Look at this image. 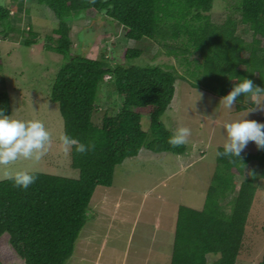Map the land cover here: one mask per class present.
<instances>
[{
    "label": "trees",
    "instance_id": "1",
    "mask_svg": "<svg viewBox=\"0 0 264 264\" xmlns=\"http://www.w3.org/2000/svg\"><path fill=\"white\" fill-rule=\"evenodd\" d=\"M36 1L58 19L59 28L48 37L49 47L66 58L53 81L50 100L59 106L64 134L95 147L85 154L78 153L76 146L70 149L71 166L80 174L76 180L33 173L38 179L27 190L14 187L12 179L0 182V260L4 264H67L90 219L96 190L113 185L119 166L136 159L144 149L176 156L192 150L187 143L173 148L168 140L174 130L163 121L175 100L177 82L187 80L186 76L174 67L133 65L145 54L139 47L126 49L120 57L123 61L114 65L106 57L99 61L73 54L70 22L86 17L118 24L127 39L157 45L187 72L193 65L188 56L198 53L202 62L190 73L192 87L219 98L243 78L264 88V0H239L233 7L246 31L253 33L251 42L239 35L235 19L222 25L212 21L216 0ZM17 8L22 11L25 0H12L9 5L0 0L3 38L12 31V12ZM24 11L29 16L31 8ZM35 44L27 41V46ZM106 83L122 98V107L106 112L101 125H96L98 95ZM262 96L251 97L247 105L243 104L247 97H238L237 111L255 108ZM0 109L12 113L7 92L0 93ZM145 116L147 129L142 124ZM217 163L203 210L186 206L178 210L171 264H208V256H219L214 264H237L243 254L257 183L264 180V149L242 152L239 159L217 155ZM239 176L244 177L242 182Z\"/></svg>",
    "mask_w": 264,
    "mask_h": 264
},
{
    "label": "rangeland",
    "instance_id": "2",
    "mask_svg": "<svg viewBox=\"0 0 264 264\" xmlns=\"http://www.w3.org/2000/svg\"><path fill=\"white\" fill-rule=\"evenodd\" d=\"M3 1L7 5L12 4V0ZM238 1L216 0L211 19L218 25L229 18L235 19L239 24V35L251 42L253 33L246 31L248 27L240 23V13L233 9ZM36 3V0H25L22 11L17 8L12 12V31L7 37L0 35V93L9 95L11 118L41 121L52 142L40 160L21 157L9 165H0V182L12 179L18 171L74 180L80 176L71 166L70 150L65 151L61 144V137L65 134L59 106L50 100L53 81L66 62L64 56L50 49L48 42V37L60 24L49 8L38 7ZM27 8H31L29 16L24 11ZM69 25L72 28L73 54L99 61L106 57L114 65L123 61L120 57L126 49L139 47L145 49V54L133 61V65L174 67L178 74L186 76L187 80L177 82L175 100L163 121L171 130L179 127L191 130L187 144L193 149L191 157L199 161L185 173L177 161L183 158L164 153L150 160L138 156L119 166L113 185L96 190L90 202V219L67 264H171L178 207L183 205L203 210L218 167L217 152L226 140L224 125L244 118L264 123V96L257 98L255 108H258L249 114L250 109L238 112L236 104L232 110H226L219 106L221 98L192 87L190 73L195 70L196 63L202 62L198 53L188 56L193 65L187 72L176 58L167 55L157 45L127 39L125 29L108 20L93 22L81 17ZM0 31H3L2 27ZM28 40L36 41V44L27 46ZM169 43L176 45L177 42ZM178 46H182L179 41ZM98 96L100 109L94 116V122L101 125L106 112L115 113L121 109L122 98L114 91L113 85L107 83L101 86ZM251 100L247 97L243 104L247 105ZM142 124L147 129L149 118L145 116ZM256 151L255 143L249 142L243 152ZM197 152L200 157L196 156ZM182 161L185 162L184 159ZM237 180L242 182L244 177L239 176ZM257 184L258 192L249 213L243 254L237 264H261L264 255V180ZM230 201L231 197L222 204L225 206ZM226 211L230 210L227 208ZM87 242L89 246L86 247ZM101 249L103 251L98 258V250ZM218 258L208 256V264H214ZM0 264H4L2 260Z\"/></svg>",
    "mask_w": 264,
    "mask_h": 264
},
{
    "label": "clouds",
    "instance_id": "3",
    "mask_svg": "<svg viewBox=\"0 0 264 264\" xmlns=\"http://www.w3.org/2000/svg\"><path fill=\"white\" fill-rule=\"evenodd\" d=\"M252 97L264 95V88L254 85L251 79L243 78L232 87L231 91L220 100V105L226 110H232L238 102V97ZM252 108L248 114L257 110ZM248 116V115H247ZM226 137L223 151L217 152L218 156L240 158L249 142H254L258 149H264V123H259L246 118L228 122L224 125ZM191 130L188 127L175 129L169 137L168 143L173 147L185 145ZM51 135L45 125L39 120L13 119L0 109V165H9L19 158L40 160L51 145ZM61 144L65 151L76 146L80 154L94 149V145L84 144L71 136L61 137ZM38 177L28 171H18L12 177L13 186L27 190Z\"/></svg>",
    "mask_w": 264,
    "mask_h": 264
},
{
    "label": "crops",
    "instance_id": "4",
    "mask_svg": "<svg viewBox=\"0 0 264 264\" xmlns=\"http://www.w3.org/2000/svg\"><path fill=\"white\" fill-rule=\"evenodd\" d=\"M173 105V104H172ZM168 112V111H167ZM177 124V122L176 123H174V125H176ZM215 124L217 125V122H215ZM179 126V125H178ZM178 126H176V127H178ZM175 129H177V128H175ZM174 129V130H175ZM189 139H190V137H188V141H187V143L189 142ZM192 153H193V149L192 150H190L189 151V153L186 155V156H178V157H180V158H183L184 160H185V162L184 161H182L183 159H179L178 158V162H179V164H180V167L183 169V172L185 173V172H187L188 170H190L191 168L193 169L197 164H198V161H199V159H197V160H194L195 158H192L191 157V155H192ZM195 153V152H194ZM165 154V153H164ZM158 154H154V153H152V152H150V151H148V150H142L141 151V153L139 154V157L140 158H144V159H151V158H153L154 156H157ZM193 156V155H192ZM196 156L197 157H200L199 156V154H198V152H197V154H196ZM190 158H192L193 160L191 161V159ZM204 159H205V157H204ZM182 162V163H181ZM187 162V163H186ZM196 163V164H195ZM183 205H180L178 208H180V207H182ZM159 222H157L156 221V225L157 226H160L159 224H158ZM137 224V219L135 220V222H134V226ZM174 233V232H173ZM172 233V234H173ZM93 237V236H92ZM92 237H90L89 238V240L92 238ZM92 240V239H91ZM90 240V241H91ZM90 241H89V243H90ZM85 246L87 247V246H89V244H88V242L85 244ZM101 248H103V246L101 247ZM99 251V253L97 254V255H99L98 256V258L100 257V254H101V252L103 251V249H101V250H98ZM96 264H98V262H96Z\"/></svg>",
    "mask_w": 264,
    "mask_h": 264
}]
</instances>
